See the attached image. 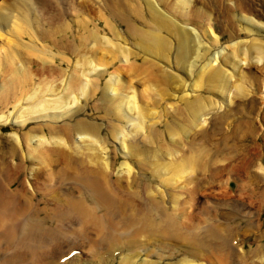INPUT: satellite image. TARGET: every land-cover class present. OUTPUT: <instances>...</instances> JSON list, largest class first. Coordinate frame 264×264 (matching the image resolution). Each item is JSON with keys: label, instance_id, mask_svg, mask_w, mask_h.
<instances>
[{"label": "bare ground", "instance_id": "obj_1", "mask_svg": "<svg viewBox=\"0 0 264 264\" xmlns=\"http://www.w3.org/2000/svg\"><path fill=\"white\" fill-rule=\"evenodd\" d=\"M93 1L147 56L103 88L89 78L110 50L102 22L0 0V130L16 128L0 137V264H105L124 245L120 264H264V0ZM169 50L188 76L175 101L152 86L136 101L127 78L156 83ZM38 61L67 71L37 79Z\"/></svg>", "mask_w": 264, "mask_h": 264}, {"label": "rangeland", "instance_id": "obj_2", "mask_svg": "<svg viewBox=\"0 0 264 264\" xmlns=\"http://www.w3.org/2000/svg\"><path fill=\"white\" fill-rule=\"evenodd\" d=\"M63 2L67 3L66 6L69 7V9H70V15H68V16L65 17V20L67 22H71V19L76 18L75 20L82 21V24H80V23L79 24L83 28L85 26H88V25L89 26H92L93 23L95 24V27H96V25H99L102 22L101 25H100V29L101 30L98 28L97 31L95 29H94V31L96 32L97 38L105 37L106 40L110 43V45L108 43V45L110 46L109 47L110 50H108L106 53L104 52V54H101L100 55L101 60H100V64L97 65L98 69L95 72H91V76L89 77L91 79V84L93 85L92 86L93 88H94V85L95 86H98V87H101V88L105 87V84H108L109 83V80L111 78V75H112V73L115 72V69L116 68L123 67V66H125V67L126 66L127 67H132V66H135L136 64L138 66H141V65L144 66L143 64H144L145 61L143 59H144V57H147V56L144 55L143 52H142V56H141V53L139 52V49H137V47L135 46L136 45L135 42L129 36L130 33H128V31H125V27H124V25L122 23H118L115 20V18H113L111 16H107V17L104 16L105 19L103 21H97V19H98L97 17H99V13H100L99 10H98L99 6L97 5L95 7V3H93L94 2L93 0H83L82 3H79L76 0H67V1H61V0H59V3L60 4H62ZM104 6H106V5H104ZM58 8L59 7H56V6L53 5L51 11L54 10V11L57 12L59 10ZM105 8H107L108 10H110V8H109L108 5ZM19 9L20 10H19L18 15H20V12L23 13V11H21V10H23V7H19ZM107 14L110 15L109 11H108ZM20 19L22 20V21H20L22 23L24 21L23 20L24 18L23 17H20ZM25 19H26V21H28L30 23V21H31L30 20L31 19L30 17L29 18L27 17ZM106 19H109L110 22H112L114 25H116L115 24L116 22H117L118 25H120V26H118V25L113 26V28L115 29V34H116L115 37L109 35L107 29H105V25H104L105 23L104 22H105ZM85 22H88V23L86 24ZM25 26H26V24H25ZM83 33H85V32H83ZM28 37L29 36H27V34H25V38H28ZM93 38H94V36L92 37V39ZM89 43H90V39H88V41H87V44H86V52L83 55V59H84L86 53H90L92 59L94 58V54L91 53L92 50H90V47L91 46H89ZM128 43H129V45H128ZM36 45L39 47L40 46V43L39 44L37 43ZM168 52H169V56H170V58H169L168 61L167 60H165V61L164 60H158V59H156V61L154 60L156 62V64L157 63L160 64L159 67H160V71H161L160 74L158 72H155L156 73V76H157V82L156 83H151L150 85H148L147 78L150 77V76H148L149 74L148 73H145V72L142 74L141 78H140V76H137L136 74H132L129 77L127 76L128 77L127 78V82H130V83L133 82L134 83V84L131 83V85L133 87L132 88L133 89V96H135L136 101L137 100L139 101L140 100L139 97H141V95L143 93H145V91L147 89H150L147 86H152L151 89H150V90H152V91H150V94L151 93L153 94V90L154 89L157 90V91H155V92L158 93V96L156 97V100L160 103L161 108H162V105L164 103H167L169 101L168 99H170L173 102L175 101V100L172 99L171 93H175L177 90H179V89L176 88L177 85L178 86L181 85L180 83H182L183 80H185V78H188V76H187V74H185L181 70V68L178 67L177 63L174 62V57H176V54L172 50H169ZM36 53H38V51ZM126 57H128V58H126ZM101 61H102L103 64L101 63ZM131 61H132V63H131ZM32 64L33 65H32V67H31L30 70H32V72H33V74L35 75L36 78L38 77L37 79H41L42 77H44V79L45 78H48V79H50V78H56L57 79L58 76H59V78L61 77V74L58 72V69L59 68H61L63 71L65 69V72L67 71L66 70L67 69V65L66 64H64V66H59V68H58V65H57L58 63L57 64H54L55 67L54 66H50V68H48L47 66H45L44 65L45 63L44 62H41V61L40 62L39 61L38 62H33ZM104 65H105V68L102 67ZM43 66L46 67L49 71L46 70L44 72V67ZM161 66H162V68H161ZM40 71H41V73H40ZM97 72H98L99 75H96ZM92 73H93V75H95L94 77L92 76ZM103 73H104V75H103ZM156 85H158V87ZM141 86H143L144 88L141 87ZM89 88L93 90V88H91V87H89ZM92 90H89V89L87 90V94H88L87 98L88 99L91 96L89 94H90V92ZM208 95H210L211 97H213V99L216 98V95H215V97H214L213 94H208ZM99 97H100V92H99L98 97H94L91 100V102L89 103V109H88V111H91L92 110V113L93 112L98 113V111H97V105L96 104H97V101H98L97 98H99ZM121 97H125V96H121ZM243 115H246V114L243 113V114H241V115H239V116H237L235 118H232L228 124H226L223 128L220 129V131H222V132H219V133H217L215 135V137H217L216 139H218V140H214L213 142H215L217 144V142H219V139L221 140L223 138V136H227V135L232 134V131L234 129V126L233 125H235L236 121H238L240 118H242ZM100 123H101V121H100ZM120 123H121V121H120ZM122 126L125 127V123L124 122H122ZM160 128H165V127L164 126H160ZM14 129H16V128H14ZM14 129L11 126L2 127V129L0 130V137L6 138L7 136L14 134V131H15ZM165 134L166 133H164V135ZM4 140H6V139H4ZM252 141L253 140L251 138L249 140V142H252ZM261 141H262V139L260 140V142ZM240 142L238 144H240ZM244 142L245 141H242L241 144H244ZM158 150L159 149H157L156 151H158ZM260 163L261 164L263 163L262 158L258 162H256L254 164V167L255 168H258ZM233 186H234V184L231 185L232 188L235 187V186L234 187ZM262 220L264 221V213H262ZM123 229H128V227L125 226ZM119 248H125V249H127L129 247H127V245H124L122 247H118V248H116V249H114V250H112V251H110L108 253H105L104 255L100 256L101 259L105 262V264H116V263L117 264H120V260L116 259V257L119 256V255L115 256V254H116V252H117V250ZM78 251L79 250H75L72 253V255L77 254ZM104 257H106V258H104Z\"/></svg>", "mask_w": 264, "mask_h": 264}]
</instances>
